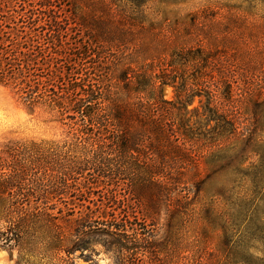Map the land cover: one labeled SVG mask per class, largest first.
Returning <instances> with one entry per match:
<instances>
[{"label": "trees", "instance_id": "1", "mask_svg": "<svg viewBox=\"0 0 264 264\" xmlns=\"http://www.w3.org/2000/svg\"><path fill=\"white\" fill-rule=\"evenodd\" d=\"M53 3L28 6L19 26L0 19V85L28 111L42 109L49 122L65 128L58 140L0 142V250L14 264H75L76 252L83 257L97 247L109 264H155L160 230L146 222L159 209L151 216L140 199L149 197L152 186L173 194L164 224L170 230L184 225V215L191 219L189 208L212 178L198 179L193 147L202 144L213 157L224 140L241 134L225 104L231 93L219 101L208 85H200L206 91L198 94L176 90L174 61L191 51L174 53L157 74L124 71L113 81L99 78L100 68L90 63L99 41L81 36L73 42L71 26L77 24L60 17ZM163 85L175 89L173 100L163 98ZM194 97L199 105L188 109ZM127 176L129 189L120 194L117 180ZM226 182L231 184L213 196L232 189L235 181ZM138 214L144 223L137 222ZM206 218L216 220L211 213Z\"/></svg>", "mask_w": 264, "mask_h": 264}, {"label": "rangeland", "instance_id": "2", "mask_svg": "<svg viewBox=\"0 0 264 264\" xmlns=\"http://www.w3.org/2000/svg\"><path fill=\"white\" fill-rule=\"evenodd\" d=\"M144 1L136 6L128 0H54L53 5L60 17L68 20L70 16V22L77 24L71 26L73 42H81V36L99 41L91 47L90 63L100 68L96 75L103 80H116L124 71L131 76L144 70L157 74L174 53L191 51L192 55L182 54L174 61L171 77L176 90L183 86L182 95L198 94L206 91L200 85H208L219 101L229 91L225 104L241 133L224 140L223 151L213 157L202 144L193 147L198 179L212 178L189 208L191 219L182 217L185 222L180 229L164 226L172 193L159 194L152 186L149 197L140 199L141 208L151 207V216L159 209L146 222L160 230L155 237L162 245L155 264H264V0ZM38 3L0 0V19L19 26L21 15ZM174 92L163 85L165 100H173ZM198 105L194 97L188 109ZM64 136L65 128L49 122L42 109L28 111L10 88L0 85V142ZM193 173H187V185L193 183ZM128 179L117 180L120 194L129 189ZM227 179L235 181L232 189L224 196H213L222 185L231 184ZM127 202L134 204L130 198ZM207 209L216 219L212 223L206 218ZM137 218L138 223L145 222L140 214ZM96 250L83 257L76 252L75 264H109L107 255ZM0 264H14V260L0 250Z\"/></svg>", "mask_w": 264, "mask_h": 264}]
</instances>
